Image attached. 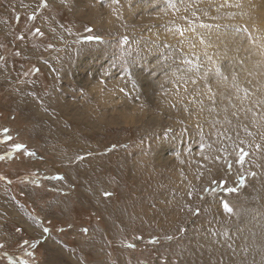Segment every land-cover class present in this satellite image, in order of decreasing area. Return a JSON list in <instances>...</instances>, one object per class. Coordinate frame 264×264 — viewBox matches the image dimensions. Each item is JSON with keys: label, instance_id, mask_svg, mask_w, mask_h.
I'll list each match as a JSON object with an SVG mask.
<instances>
[{"label": "rangeland", "instance_id": "374dc122", "mask_svg": "<svg viewBox=\"0 0 264 264\" xmlns=\"http://www.w3.org/2000/svg\"><path fill=\"white\" fill-rule=\"evenodd\" d=\"M203 1L0 0V264H264V111L183 44Z\"/></svg>", "mask_w": 264, "mask_h": 264}, {"label": "bare ground", "instance_id": "6f19581e", "mask_svg": "<svg viewBox=\"0 0 264 264\" xmlns=\"http://www.w3.org/2000/svg\"><path fill=\"white\" fill-rule=\"evenodd\" d=\"M205 3L214 4V7L212 6L213 8L211 7L210 11L213 16L211 20L223 19L224 22H220V24H214L215 26H213L212 24H205L203 26L199 25L196 28L192 29L189 27V25H186L185 32H183L182 35L183 44L189 47H193L194 51L199 52V54H204L206 59H209V63L211 66H213L214 63L223 61L229 62L230 60L235 61V59L241 58L242 67L239 68V63L234 65L235 78L232 79V72L229 69L225 68L223 72V82L220 84L216 82L217 84L215 85V88H218V97L215 96V98L221 100L220 98L225 97L224 93L227 91V89L224 88L225 86L223 84H225L226 86H231L233 89L236 84L237 86L239 85L241 87V89L238 90L240 93L245 92V89L247 90L246 94L248 93L247 98L245 97V99L239 104H243L245 101H247L251 105H260V110L264 111V0H210L203 1L201 5L206 6ZM202 10H204L203 13L206 14V10ZM207 26L209 27V29L207 28ZM231 28L234 29L232 30ZM188 77V75L186 77L184 76L183 79L185 83H189V79H192L191 77H189L188 79ZM192 77L199 78L200 75H192ZM225 77L227 79H225ZM232 80H234V82H232ZM203 81L205 80H202V82ZM206 88H208V86ZM203 92L205 94V92L208 93L209 91L206 90ZM227 92L229 93V91ZM223 103L224 102H222V104ZM226 107L227 106H225V109ZM236 107H238L237 104L229 108V111L233 110ZM216 108L217 109L214 108L216 113L219 108V114L217 113V115L221 116L223 109L221 107L220 101L218 105H216ZM241 108L243 109L242 112L244 113L240 116V118L242 120H245L246 115L249 114V108ZM231 114L233 115L234 112L232 111Z\"/></svg>", "mask_w": 264, "mask_h": 264}, {"label": "snow or ice", "instance_id": "6c2138e0", "mask_svg": "<svg viewBox=\"0 0 264 264\" xmlns=\"http://www.w3.org/2000/svg\"><path fill=\"white\" fill-rule=\"evenodd\" d=\"M42 2H43V0H42ZM168 6L171 7V8H174V9L176 8V5L174 3H171V0H169V5ZM176 10L178 11L179 9H176ZM30 18H34V17H30ZM36 31L39 32V29H37ZM179 34L182 36L183 35V31H179ZM89 39H92V37H89ZM225 79H227V78L225 77ZM193 83H195V81H193ZM209 91H211V89H209ZM244 91L247 92L246 89ZM14 147L17 148V149H20V148L23 147V145L16 144ZM244 155H246V153H244L240 157V161H239L240 163H243ZM221 183H224V182H221ZM242 183H243V178H241V184ZM227 191H230V192L231 191H236V189L235 188H231V189H227ZM223 207H224V209H225L226 212L232 213L233 209L231 207H229V205L227 204V202L224 203ZM45 231H47V229H45ZM169 239H171V237H169Z\"/></svg>", "mask_w": 264, "mask_h": 264}]
</instances>
